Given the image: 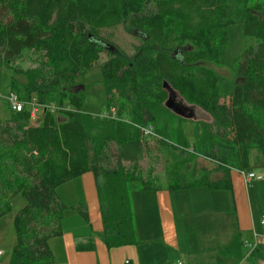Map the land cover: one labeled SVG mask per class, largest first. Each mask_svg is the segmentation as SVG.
<instances>
[{"label":"trees","instance_id":"16d2710c","mask_svg":"<svg viewBox=\"0 0 264 264\" xmlns=\"http://www.w3.org/2000/svg\"><path fill=\"white\" fill-rule=\"evenodd\" d=\"M236 23L242 36L255 44L234 62L236 81L222 99L220 77L199 62L219 58L226 28ZM117 26L138 41L122 58L119 50L108 53L112 44L100 35ZM185 40L191 44L181 49ZM23 52L39 57L53 73L45 79L37 76L21 93L11 86L9 92L25 107L17 113L6 107L9 115L0 119V218L9 213L16 194L24 202L12 218L15 241L7 264L52 263L47 241L60 234L66 209L55 188L83 173L93 177L102 243L109 249L136 243L130 193L158 189L152 176L155 163L163 168L169 191L202 186L215 190L227 186L230 169L247 167L253 149L264 160V4L0 0L2 62ZM100 55H105L99 64L106 111L93 115L82 111L83 97L70 87L74 78L97 66ZM163 82L211 119L194 127L190 139L175 143L161 135L168 119L160 116L174 117L163 105ZM30 100L37 102L34 107L40 104L34 123L26 107ZM114 101L117 108L111 105ZM109 108L115 109V119L106 117ZM160 121L159 135L155 124ZM198 157L213 168L201 166ZM144 159L147 168L141 170L137 163ZM79 206L74 208L86 219Z\"/></svg>","mask_w":264,"mask_h":264},{"label":"crops","instance_id":"0c3cea01","mask_svg":"<svg viewBox=\"0 0 264 264\" xmlns=\"http://www.w3.org/2000/svg\"><path fill=\"white\" fill-rule=\"evenodd\" d=\"M210 121L209 118V122L204 123ZM203 165L210 169L207 164ZM243 172L244 169H230L227 186L215 190L205 186L175 191H169L166 186L133 190L130 208L136 243L109 249L102 243L93 177L91 173H83L69 181L73 180L71 183L80 188L85 207H79L84 208L86 219L75 206L72 208L86 226H81L84 223L79 224L75 216L68 214L78 227L63 228L60 223V234L48 239L51 264H235L251 261L254 256L262 258L257 252V236L253 234V238L243 240L240 235L255 226L246 190L252 179H246ZM259 177L254 180L263 179ZM74 190L77 193L78 189ZM258 224L261 226L264 222L259 220ZM77 244H88L91 248L78 250ZM164 250L170 251L168 258H164Z\"/></svg>","mask_w":264,"mask_h":264},{"label":"rangeland","instance_id":"374dc122","mask_svg":"<svg viewBox=\"0 0 264 264\" xmlns=\"http://www.w3.org/2000/svg\"><path fill=\"white\" fill-rule=\"evenodd\" d=\"M252 2L254 6H256L257 4H264V0H252ZM225 34L226 44L223 41L221 42V57L219 56V58L214 62H199V65L208 68L217 77H220L221 80L218 84V94L221 95L222 99L230 94L232 85L236 81V77L234 76L233 72L234 62L239 60L242 52L255 44L254 39L244 38L242 36L241 26L239 23L233 24L226 28ZM100 35L107 37L110 44L124 53V57L125 54H130L131 46L138 43L135 37L132 34H128L126 31H123L121 26H117L115 29L109 32L104 31ZM184 42V46L181 47V49H184L191 44L188 40H185ZM153 49L157 50L159 49V47L154 46ZM118 58H122V56L118 55ZM101 61H103V56L100 55L97 66L92 68L90 71L78 75V77L74 78L73 84L70 87L71 91L79 93V95L83 97L82 111L93 115H99L100 112L106 111V109L104 108V103L106 102V95L103 88L104 78L100 69L101 64H99ZM52 73V71L46 70L43 61L39 57L28 52H23L21 57L6 62H2V57L0 56V119L3 120L9 115V111L6 108L8 106H6L4 97L10 91L11 86L14 88L17 87V92L21 93L25 91V87L29 88L31 86L29 85V82L31 83L34 79L37 80V76L47 78L48 76H51L50 74ZM165 92L166 97L163 101V104L168 99L167 91ZM171 94L172 100L170 103L168 102L170 109H166L174 117H171L168 114L160 116L161 119H168L165 128L166 131L163 134H161L163 121L158 122L157 124H155V126L157 125V129L160 130L159 135L161 134L164 137L169 136L170 141L177 143L180 138L190 139V135L192 134V130L194 129V127H199L204 124V122H209V118L199 108L186 104L182 100V98H180L179 95L172 90ZM113 95V99L118 102L116 94L113 93ZM115 101L111 105L117 108L118 104ZM129 106L130 104L126 105L125 110H128ZM56 118L61 119L62 116L57 114ZM31 122H36L35 116H33ZM196 160V162H199L201 166H204L203 164H207L210 168H213V165H211L213 164L212 162L206 161L205 159H202L200 157H198ZM126 165L128 164H123V166ZM137 165L139 169L146 170V159L138 162ZM153 168L154 173L152 174V176L154 179H156V183L158 184V186H166V176H164V170L161 165L155 163ZM244 172L252 173L254 176H262L263 179L261 181H255V178H252L250 184H248V187H246V190L248 191L250 197L255 226L253 227V229L248 230L247 232H241L240 235L243 240H247L251 237L253 238V234H255L258 240L257 252L261 254V256H263L261 258L253 255L256 258L252 259L251 261L245 260L242 263L236 262L235 264H261L262 261H264V224L259 226L258 223L259 220H261V217L264 216V161L259 157V155H257L254 149L249 153L248 167L244 169ZM72 181L63 183L57 186V188L55 189L57 197L66 208L62 213L63 216L60 223L62 224L63 228L68 226L69 229L77 228L78 226L74 224L68 214L75 216L78 223H84V220L72 208V206L79 205L85 207V205L81 202L82 199L80 188H76V186L71 183ZM74 189H78L77 193ZM202 199L203 198H201L200 200ZM23 203L24 202L21 194H16L11 200L9 213L0 219V249L3 254V256L0 257V261H2L3 264H5V262H8L10 249L15 241L14 231L11 225L12 218L17 210L22 207ZM81 226H86V224H81ZM164 251V258H168V256H170L168 252L170 251ZM169 263L170 262H168V264Z\"/></svg>","mask_w":264,"mask_h":264},{"label":"built area","instance_id":"2783aa9c","mask_svg":"<svg viewBox=\"0 0 264 264\" xmlns=\"http://www.w3.org/2000/svg\"><path fill=\"white\" fill-rule=\"evenodd\" d=\"M4 100L6 101V105L8 106L9 110L11 112H21L23 110V108L25 107L24 104H22L15 96L14 93L12 92H9L5 97H4ZM35 101L34 100H30L28 103H26V107L28 109V115H30L31 119H32V116H33V111L35 109L34 103ZM59 109V108H58ZM64 109V108H63ZM64 110H68L67 108H65ZM104 116V114L102 115ZM106 117H109V118H112V119H115V111L113 108H109V111H108V115H106ZM150 131L149 130H144V134H149ZM244 175V177L246 179H252V178H255V179H260L259 176H254L252 173H245L243 172L242 173ZM263 220H264V216L261 217V220H260V223H263ZM2 255V251L0 250V256ZM172 264H182L180 262H174Z\"/></svg>","mask_w":264,"mask_h":264},{"label":"water","instance_id":"95a60500","mask_svg":"<svg viewBox=\"0 0 264 264\" xmlns=\"http://www.w3.org/2000/svg\"><path fill=\"white\" fill-rule=\"evenodd\" d=\"M175 53V52H174ZM162 87L167 91V94H168V99L164 102V106L166 108H169V105H168V102L170 103L171 100H172V94H171V89L163 82L162 83ZM170 109V108H169Z\"/></svg>","mask_w":264,"mask_h":264},{"label":"flooded vegetation","instance_id":"af4514ba","mask_svg":"<svg viewBox=\"0 0 264 264\" xmlns=\"http://www.w3.org/2000/svg\"><path fill=\"white\" fill-rule=\"evenodd\" d=\"M107 49L109 51L108 52L109 54H114V53H116L118 51V49L115 46H113V45H109V47H107ZM102 56H105V55H102ZM121 56L124 57V53L123 52L121 53Z\"/></svg>","mask_w":264,"mask_h":264},{"label":"bare ground","instance_id":"6f19581e","mask_svg":"<svg viewBox=\"0 0 264 264\" xmlns=\"http://www.w3.org/2000/svg\"><path fill=\"white\" fill-rule=\"evenodd\" d=\"M35 103H37V102L35 101ZM38 105L40 106V104H38ZM38 105H37V107H35V109L33 111V116H35L36 113L38 112ZM46 107H47V105H41L42 109H46ZM33 116H32V118H33Z\"/></svg>","mask_w":264,"mask_h":264}]
</instances>
